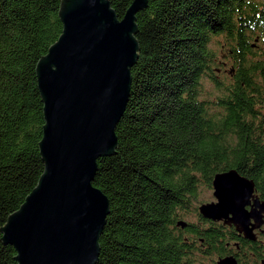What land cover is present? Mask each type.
<instances>
[{"label": "trees", "instance_id": "trees-1", "mask_svg": "<svg viewBox=\"0 0 264 264\" xmlns=\"http://www.w3.org/2000/svg\"><path fill=\"white\" fill-rule=\"evenodd\" d=\"M132 1L109 0L119 20ZM59 5L0 0V228L44 169L35 68L62 32ZM136 24L140 50L117 153L98 159L92 182L109 200L96 264H202L206 256L261 264L262 242L204 219L195 204L200 188L230 170L253 180L264 201V0H148ZM218 38L223 60L210 47ZM189 213L197 222L178 226ZM15 254L0 240V264H17Z\"/></svg>", "mask_w": 264, "mask_h": 264}, {"label": "water", "instance_id": "water-1", "mask_svg": "<svg viewBox=\"0 0 264 264\" xmlns=\"http://www.w3.org/2000/svg\"><path fill=\"white\" fill-rule=\"evenodd\" d=\"M147 4L133 0L119 20L109 0H60L62 32L35 68L44 169L0 228V240L13 247L17 264L97 263L109 200L92 182L98 159L117 153L115 127L140 50L136 14ZM212 189L216 202L198 207L204 219L223 222L250 242L257 240L256 231L264 235V201L253 180L230 170L215 175ZM216 264L238 262L225 256Z\"/></svg>", "mask_w": 264, "mask_h": 264}, {"label": "rangeland", "instance_id": "rangeland-1", "mask_svg": "<svg viewBox=\"0 0 264 264\" xmlns=\"http://www.w3.org/2000/svg\"><path fill=\"white\" fill-rule=\"evenodd\" d=\"M222 42V40L220 38L218 39H213L210 47L212 48V50L217 54L218 58L222 57V60L224 59V56H226L224 49L220 48V42ZM258 45V43H257ZM225 75L230 74L231 72V66L229 65L228 61H225ZM221 81H226V77L224 75H220ZM204 87H205V91H206V95H208V97L210 98V94L214 95L215 92L213 90V86L211 85V83L207 80L204 81ZM199 200L197 201V203L195 204L197 207H199L202 204H207V203H211V202H216L214 196H213V189H204V188H200L199 190ZM183 220H185V222L188 223H196V215L194 213H189L188 215H186L184 218H182ZM261 240H264L261 238ZM264 245V241L262 242ZM212 258H214L213 256H206L205 258H203L202 260V264H211V260Z\"/></svg>", "mask_w": 264, "mask_h": 264}, {"label": "flooded vegetation", "instance_id": "flooded-vegetation-1", "mask_svg": "<svg viewBox=\"0 0 264 264\" xmlns=\"http://www.w3.org/2000/svg\"><path fill=\"white\" fill-rule=\"evenodd\" d=\"M263 228H264V226H263ZM256 234H257V240H256V241H259L260 243L263 242V240H261V236H262V234L258 233V231H256ZM240 236H241V235H240ZM263 236H264V235H263ZM241 237H242V236H241ZM260 240H261V241H260ZM260 243L257 245V247H258V246H259V247L261 246ZM262 244H263V243H262Z\"/></svg>", "mask_w": 264, "mask_h": 264}]
</instances>
